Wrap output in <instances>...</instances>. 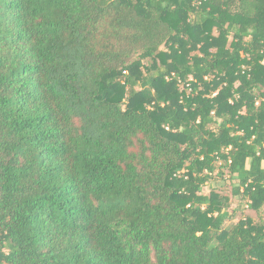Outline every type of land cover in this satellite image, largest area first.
I'll return each instance as SVG.
<instances>
[{
  "label": "trees",
  "instance_id": "obj_1",
  "mask_svg": "<svg viewBox=\"0 0 264 264\" xmlns=\"http://www.w3.org/2000/svg\"><path fill=\"white\" fill-rule=\"evenodd\" d=\"M232 198L264 211V0H0V264H264Z\"/></svg>",
  "mask_w": 264,
  "mask_h": 264
},
{
  "label": "rangeland",
  "instance_id": "obj_2",
  "mask_svg": "<svg viewBox=\"0 0 264 264\" xmlns=\"http://www.w3.org/2000/svg\"><path fill=\"white\" fill-rule=\"evenodd\" d=\"M216 30H214V34ZM216 36V35H215ZM231 42H232V38L228 39V44L227 45V49L230 50L231 49ZM162 50L166 51L167 48L166 47H162ZM219 172V170L214 174V182H213V186L220 188L223 191V194L228 195L231 197V187L230 185L226 182V180L223 177H220V175H217V173ZM227 177V175H226ZM211 184L207 185L204 187L203 189V193L205 194H209L210 190H211ZM240 205L238 204V199L237 198H232V202H231V210L237 209V217L234 220V223H237L240 219L245 218L246 215L251 216L255 221H259V222H264V211H260V212H254L250 209H248L246 207V205H242L241 207H239Z\"/></svg>",
  "mask_w": 264,
  "mask_h": 264
}]
</instances>
